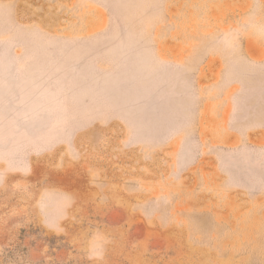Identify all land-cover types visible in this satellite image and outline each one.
I'll return each instance as SVG.
<instances>
[{
	"label": "rangeland",
	"instance_id": "1",
	"mask_svg": "<svg viewBox=\"0 0 264 264\" xmlns=\"http://www.w3.org/2000/svg\"><path fill=\"white\" fill-rule=\"evenodd\" d=\"M0 264H264V0H0Z\"/></svg>",
	"mask_w": 264,
	"mask_h": 264
}]
</instances>
